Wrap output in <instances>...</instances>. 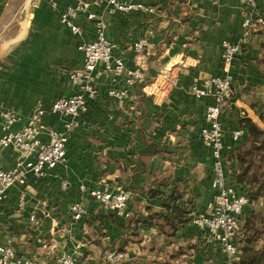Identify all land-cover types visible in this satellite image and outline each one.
I'll use <instances>...</instances> for the list:
<instances>
[{"label": "crops", "instance_id": "obj_1", "mask_svg": "<svg viewBox=\"0 0 264 264\" xmlns=\"http://www.w3.org/2000/svg\"><path fill=\"white\" fill-rule=\"evenodd\" d=\"M81 1L87 10L76 21L81 32L74 34L60 15L78 0H0V72L6 67L35 78L33 93L39 96L28 107L27 89H13L20 94L18 100H0V113L15 111L22 118L19 129L37 105L78 94L69 78L82 65L78 46L96 37L95 20L87 13L103 22L115 57L128 69L144 61L146 81L129 87L123 78L98 67L92 81L98 95L88 99L87 112L68 132L66 163L47 177L30 175L25 185L7 190L0 204V245H11L21 259L37 264H55L62 253L76 257L78 264H114L105 257L113 249L124 253L117 264H199L182 257L199 253L203 228L194 220L217 193L211 180L212 155L199 138L206 109L215 100L198 98L191 86L226 74L225 41L241 45L228 71L233 88L221 121L225 143L232 148L224 152L227 181L247 194L251 184L238 181L236 156L249 138L242 118L264 130V33L243 27L247 0H139L144 9L126 14L106 2L98 5L100 0ZM256 5L264 15V0H256ZM141 42L145 48L139 56L136 45ZM43 80L57 86V93L45 92L49 96L43 98ZM113 90L127 94L113 97ZM69 120L44 117L45 125L56 131H64ZM240 128L245 136L233 143L232 133ZM47 137L44 133L42 139ZM15 157L7 149L0 167L11 169ZM119 186L132 192L129 220L106 213L90 194ZM22 197L26 204L20 209ZM249 199L240 217L239 245L256 228L262 253L264 193ZM75 204L85 210L79 219L71 211Z\"/></svg>", "mask_w": 264, "mask_h": 264}, {"label": "built area", "instance_id": "obj_2", "mask_svg": "<svg viewBox=\"0 0 264 264\" xmlns=\"http://www.w3.org/2000/svg\"><path fill=\"white\" fill-rule=\"evenodd\" d=\"M216 3L215 0H209ZM106 2L113 10L120 13H136L144 9L139 0H100L98 5ZM249 9L244 19L243 27L247 30H260L264 33V15L257 10L256 0H247ZM87 10V6L78 0L68 6L60 15V21L74 34L81 32L77 19ZM89 20H95L96 37L92 41H82L78 50L82 54V65L71 71V83L79 90L71 97H59L50 105L39 104L29 115L24 125L16 129L21 123V117L13 110L0 113V158L7 149L15 154V163L9 170L0 167V204L4 201L6 192L13 186H23L30 175L39 178L47 177L58 167L64 165L67 159L69 137L68 132L74 127V120L87 112L88 99H95L98 91L92 86L94 73L102 66L104 72L116 79L123 78L126 84L135 86L146 81L144 61L135 69H128L121 58L114 55V44L107 38L105 25L97 20L96 15L87 13ZM145 42L136 45V53L144 54ZM242 51L240 44L225 41L223 44L222 63L226 74L210 77L202 86L192 85L191 92L201 97H212L215 103L208 106L204 115L205 125L201 127L199 138L212 155L213 176L212 187L216 190L215 199L207 205V211L199 213L194 222L203 226L210 233L212 239L218 243L223 251L232 259H239L241 248L240 217L249 205V197L236 184L227 181L224 152L232 149L225 143L221 114L233 88L232 76L228 73ZM111 96L123 98L126 90H113ZM46 115L67 117L70 120L64 124V131H56L44 123ZM47 139H42L43 134ZM245 136V129L240 128L232 133L233 143H240ZM84 189V188H83ZM91 196L96 199L106 213L113 214L117 219L129 220V202L132 192L126 187L115 190H94ZM26 202L24 197L19 202L23 209ZM74 218L79 219L85 214L81 204L71 207ZM3 221L0 217V228ZM106 259L114 264L124 258L120 250H108ZM76 257L62 253L55 260V264H78ZM0 264H37L32 260L21 259L11 245H0Z\"/></svg>", "mask_w": 264, "mask_h": 264}, {"label": "rangeland", "instance_id": "obj_3", "mask_svg": "<svg viewBox=\"0 0 264 264\" xmlns=\"http://www.w3.org/2000/svg\"><path fill=\"white\" fill-rule=\"evenodd\" d=\"M5 65H8L12 67V63H6ZM1 72H0V100H9V101H17L18 96L20 95L19 93H12V90H23L24 88L27 89V95L25 96V102L28 107H31V99L39 98L38 94L35 95V78L31 77H22V73L19 71H14L11 70L9 71V68L6 67H1ZM43 98L49 96V94H45V92L49 91H54L57 93V86L51 85L49 81L43 80ZM11 90V91H9ZM32 92V93H31ZM34 92V93H33ZM54 94V93H53ZM26 106V107H27ZM21 112H28L30 111V108L28 109H20ZM207 211V207L203 212ZM200 226V225H199ZM202 230V237L200 239V242L197 243V251H199L198 254L195 255V253H188L186 258H183L184 260H189V261H200L199 264H236L237 262L241 261L242 255L249 254L251 249H256L258 251V246H259V235L257 234V229L252 227L251 233L247 236H244L242 238V254L239 259H232L230 258L222 249V247L216 243L209 232L203 227ZM241 231V230H240ZM193 245V244H192ZM196 250V249H195ZM215 250H218L216 252ZM215 251V252H214ZM216 253V254H215ZM260 264H264V252L260 253Z\"/></svg>", "mask_w": 264, "mask_h": 264}, {"label": "trees", "instance_id": "obj_4", "mask_svg": "<svg viewBox=\"0 0 264 264\" xmlns=\"http://www.w3.org/2000/svg\"><path fill=\"white\" fill-rule=\"evenodd\" d=\"M260 114L264 119V114ZM241 125L247 129L249 138L237 152L238 181L251 184L246 195L256 198L264 193V130L247 117L241 119ZM259 258V251L251 249L249 254L242 255L241 261L236 264H260Z\"/></svg>", "mask_w": 264, "mask_h": 264}]
</instances>
